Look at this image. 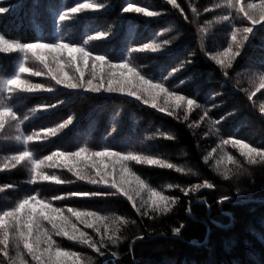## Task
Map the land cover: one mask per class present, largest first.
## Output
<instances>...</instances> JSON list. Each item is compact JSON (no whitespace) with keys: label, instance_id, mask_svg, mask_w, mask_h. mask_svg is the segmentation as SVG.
I'll list each match as a JSON object with an SVG mask.
<instances>
[{"label":"trees","instance_id":"16d2710c","mask_svg":"<svg viewBox=\"0 0 264 264\" xmlns=\"http://www.w3.org/2000/svg\"><path fill=\"white\" fill-rule=\"evenodd\" d=\"M93 2H103L107 11L94 15L89 10L58 27L59 11L74 6L75 0H0V6L10 8L9 13L0 14V33L18 43L58 38L76 41L94 53L108 54L113 62L130 60L154 81L179 68L165 81L166 85L178 94L189 97L196 94L198 103L209 110L210 118L222 120V124L216 126L215 133L209 131L206 122H201L197 128H189V121H198L199 110L189 115V121H183L176 118L180 116L179 111L175 116H169L120 94L95 95L59 86L53 93H23L19 86L13 85L14 91L0 94V102L12 107L18 118L24 115L29 118L20 124L19 131L15 122L6 121L5 129L0 132V209H10L25 195L38 193L41 199L51 200L56 207H74L95 211L101 217H118L114 226L119 229L116 234L121 238L120 242L116 246L109 243L104 257L97 256L76 240L53 237L62 250L79 253L82 264H86L88 258L93 264H264V160L253 156L256 163H249L240 155L239 148L231 144L224 146L223 151L218 148L221 139L234 138L264 150V113L260 110L264 105V88L251 100L244 91L250 89L251 79L264 72V26L254 30V37H250L246 46V55L242 53L231 68L223 69L209 57L217 49L222 51L230 38L231 25L216 23L220 15L227 13L226 8L215 7L224 0H176L178 9L167 0H131L137 7L159 11L158 17H144L139 13L121 15L125 0ZM254 2L259 3V0ZM205 8L214 11L205 12ZM193 9L198 13L195 18ZM209 21L213 23L204 37V51H201L199 29ZM232 22L238 27L243 26L235 13ZM98 30L108 35L100 41L90 40L83 44L88 35ZM165 40L170 43L160 53H128L129 48L153 41L164 44ZM21 58L20 53H0V85L17 68ZM186 58L192 63L184 64ZM25 64L32 70H42V66L31 58ZM21 79L54 85V81L44 75L34 77L24 73ZM181 80L185 83L176 88ZM52 104L57 107L49 110L43 107ZM33 108L40 110L33 114ZM69 115L74 119L69 129L58 130L55 137L44 136L42 129L56 127ZM21 133L39 135L24 145L22 140L16 139ZM168 136L173 138L167 139ZM79 147L93 151L105 147L125 153L131 151L181 168L183 171L176 172L158 165L129 163L130 169L148 186L169 196L175 203L167 213L149 210L148 215L141 216L122 195L56 201L55 195H66L71 191L114 190L76 181L62 164L46 167L43 172L55 175L65 183L57 185L40 179L32 184L26 162L14 166L11 159L25 148L34 157L42 159L54 151H75ZM213 149L217 150L213 152ZM209 153L211 158L205 162ZM224 153L231 155L240 167L228 162ZM225 173L228 180L224 179ZM205 180L213 183L215 189H200L185 197L177 187H191ZM225 195L231 199L218 204V199ZM141 196L147 198L146 193ZM136 200L139 205L140 197ZM189 206L190 213L187 211ZM181 224L184 227L179 235L174 234L173 229ZM100 226L101 229L112 227L111 219ZM83 231L99 240L93 230L85 228ZM138 234L145 237L143 241H136ZM17 243H12L10 256L15 258L19 252L24 264H34L23 246L17 247ZM129 245H133L131 250ZM113 252L117 254L115 257L111 255ZM65 259L71 261L72 258ZM0 264L8 262L0 256ZM17 264H21L19 259Z\"/></svg>","mask_w":264,"mask_h":264},{"label":"snow or ice","instance_id":"6c2138e0","mask_svg":"<svg viewBox=\"0 0 264 264\" xmlns=\"http://www.w3.org/2000/svg\"><path fill=\"white\" fill-rule=\"evenodd\" d=\"M173 8L178 9L179 5L176 0H167ZM216 8L224 7L227 13L220 15L216 23H228L231 25L228 33L229 39L227 46L223 50L217 49L215 54L209 57L212 61L223 69H228L233 66V62L237 57H241L242 53L246 55L247 45L250 37H254V30L257 26H264V0H259V3L254 0H224L223 4H217ZM91 14L99 15L102 11H107L106 5L103 2H93V0H75L74 6L59 11L56 17V24L59 27L62 22L74 21L78 19V14L87 11ZM10 8L0 6V14L9 13ZM193 17L198 14L196 9H193ZM205 12H213L214 9L205 8ZM139 13L144 17H158L161 15L159 11H149L145 7L135 6L131 0H125V4L121 7L120 14ZM235 13L239 18L241 25L236 26L232 22V14ZM183 15V11H181ZM246 22V24H245ZM212 21H209L201 32V51H204L203 40L208 34V29L212 26ZM169 31L171 29H168ZM108 35L104 31H96L94 34L88 35L83 44H87L90 40L100 41ZM163 35V34H162ZM170 43L165 40L164 44L153 41L144 43L138 47L128 49V53H160L166 44ZM0 53H20L22 58L17 68L9 75L7 79L0 85V94L4 91H14L13 85L19 86L20 92L23 93H53L57 87L73 92H83L95 95L102 94H120L122 96L132 98L143 105L157 110L161 113H166L169 116H175L177 111L180 116L177 119L189 121V115L196 110L198 112V121H189V128H197L201 122H206L209 126V131L216 132V126L222 124V120L211 119L209 110L196 99V94L192 97L178 94L171 90L165 83L179 68L173 69L160 80L154 81L152 77L143 74L130 60L120 59L119 62H113V58L108 54H98L90 49H86L82 44L58 38L52 41L35 39L30 42H14L7 39L0 33ZM206 54V53H205ZM194 55V53H193ZM31 58L35 63L42 66V70H32L26 66L25 61ZM192 63L191 59L186 58L184 64ZM27 73L30 76L40 77L46 76L50 81H54V85L48 86L41 83H29L21 79V74ZM188 79H191L189 77ZM185 83L181 80L176 88H179ZM250 89H245L248 99L251 100L256 92L264 88V72L258 77H254L249 81ZM258 84V87H257ZM45 110L53 109L57 105H45ZM39 108H33V114L38 112ZM261 112L264 113V105H261ZM231 115V113H229ZM28 115L18 118L16 111L5 106L0 102V132L5 129L6 121L15 122L14 126L19 131V126L24 121L28 120ZM74 124V119L71 115L63 122L57 124L56 127L42 129L45 137L51 135L56 136L58 130L69 129ZM115 128L113 129V132ZM39 135H20L16 136L17 140H22L24 145H27L33 140L34 136ZM173 137L168 136L167 139ZM231 144L238 147L240 155L245 157L249 163H256L253 156H257L264 160V150L255 147H250L247 143H242L239 139L223 138L218 146L220 151H223L224 146ZM217 149H213L215 152ZM228 162L236 163L237 168L239 163L234 161L231 155H227ZM211 158V153L205 157V162ZM12 161L15 164L26 162V166L30 168L31 180L29 183H36L37 180L52 181L54 184H62L66 181L55 175H48L43 172L46 167H58L61 164L68 172L76 178V181H85L92 185H101L114 191L103 192L96 190L88 191H71L66 195H55L56 201H63L68 198H96L101 196L122 195L125 196L135 208L136 212L141 216L148 215L149 210L152 213H167L171 209L175 201L167 195L162 194L155 188L146 184L139 176H137L129 167L130 162L136 164L158 165L165 169H175L176 172L183 171L174 164L165 162L162 159L153 158L135 154L131 151H113L105 147L101 151H93L88 147H79L75 151H54L50 155L41 158L34 157L28 150L20 151L12 156ZM107 161V164L104 162ZM219 163V162H218ZM224 179L228 180L227 173L224 174ZM67 183H75V181H67ZM171 187V185L169 186ZM179 191L188 197L190 193L198 192L200 189L214 190L215 185L207 180L202 183H196L191 187H181L177 185ZM135 193V195H133ZM142 193L147 194L144 199ZM136 197H140L139 205H137ZM231 198L227 195L218 199V204H223ZM144 209V211H142ZM190 213V206L187 208ZM0 256H2L8 264H17V260L24 264L21 255L18 252L15 258L10 256L9 249L13 242H18L17 247L23 246V250L31 256L34 264H82V259L76 251H65L56 245L53 237H66L69 240H76L97 254L99 257L106 255V249L110 243L116 246L120 242V237L117 236L119 231L114 225L119 218L101 217L95 211L79 210L77 208H63L53 206L51 200L41 199L39 194H27L14 207L3 210L0 209ZM111 219L112 227L104 226L101 229V224ZM96 221L97 223H92ZM77 222H82L84 228L92 229L99 240L88 235L77 227ZM123 223V221H120ZM51 226L50 228L48 226ZM184 227L181 224L173 229V233L179 235ZM14 229V231H13ZM11 232V235H10ZM143 235H137L136 241H143ZM135 241H133L134 245ZM41 245H44L41 248ZM133 245H129L130 250ZM116 256L115 252L111 253ZM72 258L71 261L65 258ZM86 264H93L91 258H88Z\"/></svg>","mask_w":264,"mask_h":264},{"label":"rangeland","instance_id":"374dc122","mask_svg":"<svg viewBox=\"0 0 264 264\" xmlns=\"http://www.w3.org/2000/svg\"><path fill=\"white\" fill-rule=\"evenodd\" d=\"M94 143L96 144V142H94ZM133 195H135V193H133ZM91 222L94 223V224L96 223V221H91ZM48 227H50V225ZM77 227H79L82 231H83V229H85L82 222H77ZM13 231H14V229H13ZM10 235H11V232H10ZM41 248H43L42 245H41Z\"/></svg>","mask_w":264,"mask_h":264},{"label":"clouds","instance_id":"9594fccd","mask_svg":"<svg viewBox=\"0 0 264 264\" xmlns=\"http://www.w3.org/2000/svg\"><path fill=\"white\" fill-rule=\"evenodd\" d=\"M262 14H264V9H262Z\"/></svg>","mask_w":264,"mask_h":264}]
</instances>
